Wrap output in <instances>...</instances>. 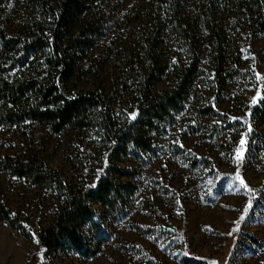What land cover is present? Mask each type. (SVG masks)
<instances>
[{"label": "trees", "instance_id": "16d2710c", "mask_svg": "<svg viewBox=\"0 0 264 264\" xmlns=\"http://www.w3.org/2000/svg\"><path fill=\"white\" fill-rule=\"evenodd\" d=\"M12 1L26 11L8 28ZM122 2L134 7L139 33L123 45L116 40L105 45L104 51L114 53L124 67L116 78L103 69L92 73L83 63L106 41L118 10L111 0H0V125L32 122L54 134L94 131L106 144L97 172L80 181L33 154H0V173L55 197L51 212L34 229L47 255L63 249L81 257L94 253L98 208H117L132 193L129 180L136 171L125 160L149 150L174 121L203 64L220 78L234 72L241 60L236 38L241 31L249 38L263 36L264 65V0ZM261 101L254 108L264 122V97ZM125 105L128 113L122 116ZM20 216L0 201V220L29 236L33 224Z\"/></svg>", "mask_w": 264, "mask_h": 264}, {"label": "rangeland", "instance_id": "374dc122", "mask_svg": "<svg viewBox=\"0 0 264 264\" xmlns=\"http://www.w3.org/2000/svg\"><path fill=\"white\" fill-rule=\"evenodd\" d=\"M111 1L118 10L106 41L83 63L92 73L103 69L117 78L124 67L114 53L104 51L105 45L115 40L123 45L139 28L131 2ZM8 10L5 25L13 28L26 8L12 1ZM236 38L241 60L234 72L220 78L203 64L174 121L149 150L125 160L136 171L129 180L132 193L117 208H98L100 229L92 237V255L81 257L69 249L47 255L34 229L51 212L55 197L0 173V201L33 224L24 236L0 220V264H264V122L255 112L264 97V88L259 90L263 36L249 38L241 31ZM128 107L122 106V116ZM242 138L244 155L237 162ZM105 147L94 131L54 134L32 122L0 125L1 155L33 154L77 181L97 172Z\"/></svg>", "mask_w": 264, "mask_h": 264}, {"label": "snow or ice", "instance_id": "6c2138e0", "mask_svg": "<svg viewBox=\"0 0 264 264\" xmlns=\"http://www.w3.org/2000/svg\"><path fill=\"white\" fill-rule=\"evenodd\" d=\"M132 118H135V113H133ZM248 130L251 131V126H249V129ZM245 143H246L245 139L242 138L241 141H240V146L236 149L235 160L237 162H240L243 159V155H244V145H245ZM236 179L239 180L240 186L243 187V188H245L247 190V185L244 183L243 179L240 178L239 172H237ZM246 210H247V208L245 209V211ZM243 218H244L243 216L240 217L241 220ZM212 264H215V262H212Z\"/></svg>", "mask_w": 264, "mask_h": 264}]
</instances>
